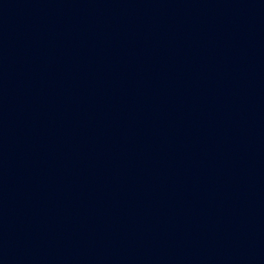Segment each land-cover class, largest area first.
I'll use <instances>...</instances> for the list:
<instances>
[{
    "label": "water",
    "instance_id": "water-1",
    "mask_svg": "<svg viewBox=\"0 0 264 264\" xmlns=\"http://www.w3.org/2000/svg\"><path fill=\"white\" fill-rule=\"evenodd\" d=\"M0 264H264V0H0Z\"/></svg>",
    "mask_w": 264,
    "mask_h": 264
}]
</instances>
